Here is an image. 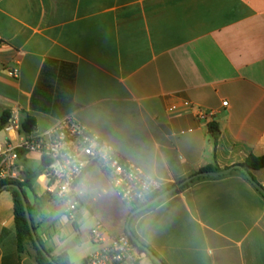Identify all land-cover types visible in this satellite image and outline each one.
Returning a JSON list of instances; mask_svg holds the SVG:
<instances>
[{"label": "crops", "instance_id": "1", "mask_svg": "<svg viewBox=\"0 0 264 264\" xmlns=\"http://www.w3.org/2000/svg\"><path fill=\"white\" fill-rule=\"evenodd\" d=\"M6 111L33 116L31 136L72 116L162 188L264 157V0H0ZM23 165L40 170L42 158L30 153ZM250 174L264 188V168ZM109 185L90 167L72 221L38 179L27 191L53 255L85 264L99 250L90 230L101 216L111 236L126 234L131 210L123 221ZM2 189L0 264H37L32 245L18 252L13 194ZM134 220V236L164 264H264V196L240 170L195 178Z\"/></svg>", "mask_w": 264, "mask_h": 264}, {"label": "built area", "instance_id": "2", "mask_svg": "<svg viewBox=\"0 0 264 264\" xmlns=\"http://www.w3.org/2000/svg\"><path fill=\"white\" fill-rule=\"evenodd\" d=\"M10 75L17 76L16 72ZM207 116L204 112L198 114L201 119ZM21 123L18 116L12 115L3 128L6 137L0 142V182H23L24 157L30 153L40 155L44 171L38 180L71 221L81 207L78 184L92 166H97L110 179L117 196L132 208L163 189L158 180L147 176L72 116L59 120L37 136L22 133ZM90 238L99 250L87 256L85 264H144L150 259L128 235L111 236L101 222L90 230Z\"/></svg>", "mask_w": 264, "mask_h": 264}, {"label": "trees", "instance_id": "3", "mask_svg": "<svg viewBox=\"0 0 264 264\" xmlns=\"http://www.w3.org/2000/svg\"><path fill=\"white\" fill-rule=\"evenodd\" d=\"M11 116H12L11 112H8V111L1 114V116H0V132L8 124ZM36 126H37L36 119L33 116L26 114L22 120V123H21V132L27 136L31 135V133L35 130ZM209 131L211 132V134H213L215 136L217 131H218V127L216 125H210ZM240 166H242L243 168H245L249 172L262 169V168H264V157L250 156L244 163L240 164ZM213 170H218V169H214L212 167H209V168H206L203 172L213 171ZM43 171H44L43 165H42V168L40 170H32V169L27 168L25 170V176H24L23 182H11V181L0 182V189L2 187H4L5 185L11 184V183L17 184L22 188L23 193L25 194L27 201H28V207L30 210L32 223H33V227H34L35 232H36V226H35L34 218H33L34 207L30 204V202L28 200L27 191L33 190V187H34L37 179L43 173ZM189 183H187L183 187H181L176 193L183 191L186 187H188ZM169 188L170 187H165V188L161 189L160 191L153 193L152 195H150L147 198V200L145 202H143L141 204H137L136 206H134L132 208L130 214H132L135 210L139 209L140 207L145 205L147 202H149L150 200L159 196L160 194H162L163 192H165ZM262 189H263V192H261V193L264 196V188L262 187ZM10 191L13 194L14 203H15L16 236H17V248H18L19 254L24 253L27 249V246L30 244L33 246V248L36 251L35 260H36L37 264H71L70 257H69L67 252H64V253L57 255V256L53 255L52 251L45 247L44 241L38 236L37 237H38L41 245L43 246V250L49 256H51V258L53 259L54 262L50 261L49 258L44 254V252L36 246V243H35L34 238L32 236L30 226H29V223H28V220L26 217V212H25V208H24V204H23L21 195L15 189H10ZM162 201L163 200H161L159 202H162ZM153 206L149 207L148 209L152 208ZM139 214H137V215H139ZM137 215H135L131 218L130 223L133 221V219ZM126 235H128L127 232H126ZM140 250L144 252L143 249L140 248ZM150 260H152V259L150 258ZM152 262L154 264H156L153 260H152Z\"/></svg>", "mask_w": 264, "mask_h": 264}, {"label": "water", "instance_id": "4", "mask_svg": "<svg viewBox=\"0 0 264 264\" xmlns=\"http://www.w3.org/2000/svg\"><path fill=\"white\" fill-rule=\"evenodd\" d=\"M219 135V134H217ZM233 170H240L241 172H243L245 174V176L248 178V180H250V182L260 191L263 192L262 187L255 181V179L253 178V176L250 174L249 171H247L245 168H243L240 165H235L232 166L230 168H227L225 170H221V171H206V172H201L199 174L193 175L187 179H185L184 181L171 186L168 190H166L165 192H163L162 194H160L159 196L155 197L154 199L150 200L149 202H147L145 205H143L142 207H140L139 209L135 210L132 214L129 215L128 218V222H127V226H126V231L129 235V237L133 240V242L141 249H143L147 255L156 263V264H164L154 253L153 251L150 250L149 247H147L145 244H143L137 237L134 236V234L132 233V231L130 230V220L133 216L147 210L149 207L155 205L156 203H158L159 201L167 198L168 196L176 193L181 187H183L185 184L189 183L190 181H192L195 178L198 177H220L223 175H227L229 173H231ZM4 189H15L17 190L22 198L23 204H24V208H25V212H26V217L30 226V230L32 233V236L34 238V241L36 243V246L42 250L44 252V254L49 258L50 261L54 262L53 259L51 258V256H49L44 250H43V246L41 245L37 234L34 230L33 227V223H32V218H31V214H30V210L28 207V201L27 198L25 196V194L23 193L22 188L14 183L11 184H7L3 187L2 190Z\"/></svg>", "mask_w": 264, "mask_h": 264}, {"label": "rangeland", "instance_id": "5", "mask_svg": "<svg viewBox=\"0 0 264 264\" xmlns=\"http://www.w3.org/2000/svg\"><path fill=\"white\" fill-rule=\"evenodd\" d=\"M2 136H3V132L1 131L0 132V139L2 138ZM34 157V159L35 160H33V162H31L30 163V166L32 167V168H38L39 166H40V162H39V158L37 157V156H33ZM108 191H109V194H111V197H112V201H113V203H114V206L117 208V209H119L118 211H119V213H122L123 212V221H124V219H126V216H127V214H125V213H128L130 210H132V206L131 205H128V204H126V203H124L118 196H117V194H116V192H115V190H114V188L113 187H111L110 185H109V187H108ZM116 209V210H117ZM123 210H125V213H124V211ZM110 218H113L114 219V217H115V215H108ZM115 218H118L117 216L115 217ZM99 219L102 221L101 223L104 225V227L106 228V229H108L107 227H109L108 225H107V221H106V216L105 217H103V216H101V217H99ZM134 222H135V220L134 221H132L131 222V227L134 225ZM94 223H95V221H93V220H89L88 222H87V224H85V225H83L84 227L83 228H91L93 225H94ZM71 239H69V240H67V241H70ZM75 242H77V243H79V239H77V240H75ZM74 244H71V246H73ZM80 253H81V250L79 249V248H73V249H71V251H70V255H71V258H72V261H76V260H78L81 256H80Z\"/></svg>", "mask_w": 264, "mask_h": 264}]
</instances>
